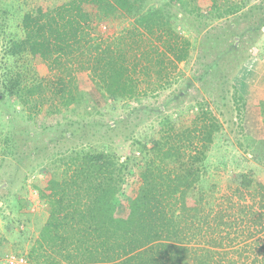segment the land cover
Here are the masks:
<instances>
[{
  "label": "trees",
  "instance_id": "obj_1",
  "mask_svg": "<svg viewBox=\"0 0 264 264\" xmlns=\"http://www.w3.org/2000/svg\"><path fill=\"white\" fill-rule=\"evenodd\" d=\"M174 1L67 0L25 12L19 32L0 30V101L13 98L36 114L54 88L52 96L59 97L67 113H75L89 99L78 85L77 73L83 71H89L95 83L90 105H101L98 93L115 103L142 95L141 75L150 74L149 64L157 63L158 72L169 77L171 65L189 60L192 43L176 29L185 18L165 6H174ZM220 1L210 0L211 12L218 16L236 15L257 0H238L225 8ZM116 12L133 19L129 34H97L99 22ZM262 19L264 23V15ZM262 26L255 23L252 29L260 31ZM144 34L152 42L141 50ZM35 60L59 72L52 85L39 76ZM143 61L147 64L141 65ZM212 65L220 68L216 60ZM199 104L193 125L177 127L166 116L152 145L135 139L129 155L113 145L117 131L109 125L107 139L75 144L43 159L39 167L49 176L33 187L50 209L30 236L25 264H245L225 248L226 240L237 243L245 221L246 239L251 240L233 252L264 254V181L252 167L241 168L233 192L214 204L207 161L222 128L216 115ZM261 108L264 137V103ZM66 130L70 135L79 131ZM136 149L144 158L138 173L134 157L142 156L133 152ZM132 177L139 184L134 194L127 189ZM17 204L23 206L20 199ZM250 263L264 264V255Z\"/></svg>",
  "mask_w": 264,
  "mask_h": 264
},
{
  "label": "rangeland",
  "instance_id": "obj_2",
  "mask_svg": "<svg viewBox=\"0 0 264 264\" xmlns=\"http://www.w3.org/2000/svg\"><path fill=\"white\" fill-rule=\"evenodd\" d=\"M65 1L0 0V30H4V34L19 32L18 24L25 12L40 5L53 7ZM236 1L220 2H224L221 6L225 8L235 5ZM165 6L185 18L179 19L176 29L182 37L191 41L190 57L187 62L171 65L168 72L172 74L169 77H163L158 72L157 63L149 64L152 66L150 74L141 75L142 95L115 103L98 93L101 105H90L88 102L92 98L89 94L96 89L95 83L89 71H83L77 73L78 85L85 99H89L75 113H67L59 97L52 96L54 88L47 91L51 98L42 104V109L36 114L15 104L13 98L5 97L0 101L1 264H10L13 257H24L27 262L30 236L38 232L48 217L50 207L41 202L33 187V184L41 185V181L49 176L46 168L39 167L40 162L60 149L107 139L109 125L117 131L113 136V145L120 153L129 155L135 139L152 145L159 123L166 116H170L177 127L193 125L199 103H204L216 115L222 128L215 136L207 161L208 176L213 183L209 193L213 195L214 204L221 201L223 195L233 192L236 186L234 176L241 168L252 167L264 181V146L250 141L248 136L251 132L247 131V127L255 126L257 120L253 116L249 118L251 102L235 84L237 74L252 54H264V26L260 31L252 29L255 23L264 24V0H257L236 15L223 16L211 12L210 0H175L174 6ZM132 27V18L116 12L101 20L95 32L104 38H115L129 34ZM141 41V50L151 46L152 40L145 34L141 36ZM215 60L220 68L211 66ZM144 64L147 63L143 61L141 65ZM34 65L45 83L52 85L59 72L50 70L41 60H35ZM70 128L79 131L70 135L66 130ZM64 130L66 135H61ZM131 135L135 138L125 139ZM133 152L143 155L139 149ZM134 158L137 161L134 159L133 170L138 173V165L144 158ZM22 183L26 185L21 190ZM138 185L132 177L127 189L134 194ZM18 199L23 203L22 207L18 206ZM225 205L229 206V203ZM240 226L241 232H245L240 233L236 244L231 245L226 240L225 248L231 250L230 257L251 264L254 257L260 258L264 254L248 251L240 256L233 252L235 247L245 246L251 240L246 239L247 221ZM262 236L264 238L263 233Z\"/></svg>",
  "mask_w": 264,
  "mask_h": 264
},
{
  "label": "crops",
  "instance_id": "obj_3",
  "mask_svg": "<svg viewBox=\"0 0 264 264\" xmlns=\"http://www.w3.org/2000/svg\"><path fill=\"white\" fill-rule=\"evenodd\" d=\"M235 84L240 90L241 94L251 102V112L249 118L252 116L257 120L255 126L247 127V131L251 132L248 136L250 141L260 143L264 146V137L261 135V127L263 126V111L261 108L264 103V54H253L248 63L242 68L235 78ZM250 105V104H249ZM248 107V103L246 105ZM248 107V108H249ZM249 125V123L247 122Z\"/></svg>",
  "mask_w": 264,
  "mask_h": 264
},
{
  "label": "built area",
  "instance_id": "obj_4",
  "mask_svg": "<svg viewBox=\"0 0 264 264\" xmlns=\"http://www.w3.org/2000/svg\"><path fill=\"white\" fill-rule=\"evenodd\" d=\"M35 193H37V191L35 190ZM26 263V259L24 257H13V259L10 261V264H25Z\"/></svg>",
  "mask_w": 264,
  "mask_h": 264
}]
</instances>
